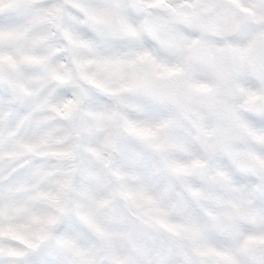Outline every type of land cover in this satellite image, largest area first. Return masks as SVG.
I'll list each match as a JSON object with an SVG mask.
<instances>
[{
  "label": "clouds",
  "instance_id": "1",
  "mask_svg": "<svg viewBox=\"0 0 264 264\" xmlns=\"http://www.w3.org/2000/svg\"><path fill=\"white\" fill-rule=\"evenodd\" d=\"M225 7L239 28L223 41L238 50L239 92L231 100L235 120L224 124L231 142L211 159L199 145L186 156L150 142L128 111L143 93L125 75L147 59L150 21L202 15L203 8L163 0H38L21 34L0 41L5 103L11 94L16 104L15 120L0 127V234L16 219L35 218L36 225L18 233L27 246L0 248V264H31L42 246L50 260L41 264H137L131 250L86 222L99 208L139 222L145 246L148 229H166L180 243L173 264H264V5ZM22 78L31 83L26 95L8 82ZM100 109L115 124L116 144L111 131L84 135L96 127ZM197 157L205 163L195 164ZM224 220L230 228L221 230Z\"/></svg>",
  "mask_w": 264,
  "mask_h": 264
},
{
  "label": "rangeland",
  "instance_id": "2",
  "mask_svg": "<svg viewBox=\"0 0 264 264\" xmlns=\"http://www.w3.org/2000/svg\"><path fill=\"white\" fill-rule=\"evenodd\" d=\"M194 0H163L166 4L188 5L192 8ZM204 14L187 15L173 20L168 16L154 19L147 24L153 35L152 47L146 50L147 59L139 62L126 72L143 95L128 111H135L139 130L150 142L159 143L164 148L194 155L192 145L202 146L208 159L226 144L231 136L224 127L225 121L235 120L231 100L239 90L233 87L237 78L240 62L238 50L228 46L224 40L239 32L238 26L228 15L227 5H260V0H220L217 13L208 16L215 0H204ZM38 0H0V41L8 35H20L24 17ZM147 3L148 0H135ZM3 3L9 7L3 8ZM8 18V19H6ZM182 32L176 31V26ZM201 37L219 43L208 44ZM192 51H195V55ZM197 53V54H196ZM194 55V56H192ZM192 56V57H191ZM14 69H9V72ZM8 79V74L0 71V81ZM12 88L21 95L31 92V83L27 78L20 81L8 80ZM0 83V127H8L16 118V104L9 94L5 103ZM96 127L85 129L84 135L103 138L111 131V141L116 144L119 137L114 122L104 118L103 109L96 113ZM109 123L113 127L109 129ZM195 164L202 165L204 160L195 158ZM211 176L202 177V181L211 182ZM177 199L182 193H174ZM93 230L105 240L123 244L133 252L137 264H173L180 253V243L166 229H148L150 243L145 246L137 236L139 222H125L119 210L99 208L85 218ZM33 220L16 219L7 235L0 234V248L27 246L28 241L18 233L31 232L35 227ZM221 230L230 228L227 220L218 225ZM119 255V253H117ZM50 260L47 246H42L31 257V264H41Z\"/></svg>",
  "mask_w": 264,
  "mask_h": 264
},
{
  "label": "water",
  "instance_id": "3",
  "mask_svg": "<svg viewBox=\"0 0 264 264\" xmlns=\"http://www.w3.org/2000/svg\"><path fill=\"white\" fill-rule=\"evenodd\" d=\"M201 0H194V7L195 6H198V2H200ZM218 6H219V0H215L214 1V7L212 9L209 10L208 14L209 15H213L216 13L217 9H218Z\"/></svg>",
  "mask_w": 264,
  "mask_h": 264
},
{
  "label": "flooded vegetation",
  "instance_id": "4",
  "mask_svg": "<svg viewBox=\"0 0 264 264\" xmlns=\"http://www.w3.org/2000/svg\"><path fill=\"white\" fill-rule=\"evenodd\" d=\"M193 4H194V1H193ZM193 4H192V7H194ZM185 6H186V7H184V8H188V5L185 4ZM198 6L201 7V8H204V7L206 6V2H205L204 0H201L200 2H198ZM217 11H218V10H217ZM216 13H217V12H216ZM216 13H215V14H216ZM215 14H214V15H215ZM214 15H212V16H214ZM164 16H167V15H164ZM192 16H194V15H192ZM195 16H196V21H197L199 17H198V15H195ZM161 17H162V16H161ZM210 17H211V16H210ZM192 52H193V54L195 55V51H192ZM196 54H197V53H196ZM194 55H192V56H194ZM192 56H191V57H192Z\"/></svg>",
  "mask_w": 264,
  "mask_h": 264
},
{
  "label": "snow or ice",
  "instance_id": "5",
  "mask_svg": "<svg viewBox=\"0 0 264 264\" xmlns=\"http://www.w3.org/2000/svg\"><path fill=\"white\" fill-rule=\"evenodd\" d=\"M260 5H264V0H260Z\"/></svg>",
  "mask_w": 264,
  "mask_h": 264
}]
</instances>
